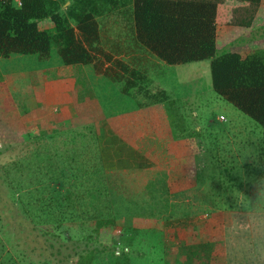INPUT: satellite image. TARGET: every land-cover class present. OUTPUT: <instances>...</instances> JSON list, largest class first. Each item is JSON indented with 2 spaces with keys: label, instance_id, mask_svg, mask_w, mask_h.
<instances>
[{
  "label": "rangeland",
  "instance_id": "obj_1",
  "mask_svg": "<svg viewBox=\"0 0 264 264\" xmlns=\"http://www.w3.org/2000/svg\"><path fill=\"white\" fill-rule=\"evenodd\" d=\"M53 1L67 16L75 7L73 0ZM89 2L83 0L90 6ZM68 19L73 25L70 15ZM259 20L251 31L264 35V16ZM109 23L102 24L105 31L112 27ZM38 26L49 27L51 22L44 18ZM113 33L110 30L109 35ZM224 50L228 46L216 47L217 53ZM62 64L54 45L44 60L35 53L0 56V164L10 179L5 184L0 177V188L6 198L9 190L21 189L18 193L26 197L30 214L40 208L35 229L28 230L33 225L26 218L29 223L25 219V231L20 227V233L11 228L17 227L6 211L0 215L6 222L4 229L8 226L14 231L10 237H18L26 246L29 259L38 253L46 257L50 251L55 253L50 264H77L73 260L92 249V264H264V127L212 89L208 59L159 65L164 73L160 83L172 94L168 110L164 107L171 136L185 141L182 147H172L173 153L163 146L149 169L110 171L117 174L126 194H133L144 208L123 203L122 214L105 237L90 236L85 225L88 214L80 211L89 196L80 190L75 176L89 166L96 117L102 112L115 114L133 99L121 100L118 86L103 76L98 86L102 87L93 88L100 108L94 104L89 113L65 119L54 114L43 117L34 95L39 77L64 71ZM79 66H83L80 75L91 80L90 65ZM122 101L125 104L120 107ZM65 187L81 195L72 216L58 215L56 204L62 202L52 198ZM40 227L51 228L54 246L44 247L48 240L38 235ZM0 237L3 249L16 252L7 234L0 231ZM20 258L16 257L15 264H23Z\"/></svg>",
  "mask_w": 264,
  "mask_h": 264
},
{
  "label": "trees",
  "instance_id": "obj_2",
  "mask_svg": "<svg viewBox=\"0 0 264 264\" xmlns=\"http://www.w3.org/2000/svg\"><path fill=\"white\" fill-rule=\"evenodd\" d=\"M90 1L89 6L83 0H73L75 7L69 12L74 22L71 25L69 15L59 12L53 0H0V56L35 53L38 59L44 60L54 45L63 64L90 63L95 73L115 83L137 106L162 103L167 110L172 94L159 82L164 77L159 65L208 59L212 89L264 127V47L240 54L231 50L217 53L215 46L216 24H250L260 0ZM97 1L102 4L98 5ZM44 18L51 26H38V21ZM108 20L112 27L105 31L102 24ZM110 30L114 33L109 35ZM106 35L108 40L104 38ZM6 170L0 164V177L5 184L10 183ZM116 175L104 168L95 147L87 170L75 176L80 190L89 196V202L80 211L88 214L85 225L92 237L106 236L108 228L113 227L116 218L122 214L123 203L144 208L133 194H126L127 190ZM18 191L21 189L9 190L8 196H12L6 198L0 188V214L6 211L14 220L17 228H11L15 233L22 232L26 218L33 225L28 230H34L38 222L34 218L38 217L40 208H33L30 214L26 197ZM53 195L56 202H62L61 206L56 204L58 215L76 214L81 203L78 192L65 187L57 189ZM75 204L78 205L74 207ZM69 205L70 209H67ZM1 218L0 215V227L6 224ZM29 221L26 219L25 222ZM0 231L8 237L14 233L8 226L5 229L3 226ZM38 232L43 241L48 240L44 245L46 249L54 246L51 228L40 227ZM10 238L16 252L3 249L5 243L0 237L1 262L15 264L19 256L23 264H50L55 255L48 251L46 257H39L38 253V257L29 259L22 241L19 242L18 237ZM56 251L59 255V250ZM93 259V250L89 249L73 262L92 264Z\"/></svg>",
  "mask_w": 264,
  "mask_h": 264
},
{
  "label": "crops",
  "instance_id": "obj_3",
  "mask_svg": "<svg viewBox=\"0 0 264 264\" xmlns=\"http://www.w3.org/2000/svg\"><path fill=\"white\" fill-rule=\"evenodd\" d=\"M262 2L263 0H260L248 25L216 24L215 46L226 45L228 50L240 54L264 47V35L260 32L253 34L251 31V28L260 22L258 18L261 15L264 16ZM87 64L94 72L92 65ZM80 67L83 68L77 64H62V68H66L63 69L64 71L51 76L39 77L34 95L37 112L41 113V116L46 117L48 114H54V118L65 119L89 113V107L94 104L100 108V105L95 103L97 101L93 96V88L102 87L98 86L99 81H103V75L94 72L90 80L89 77L80 75ZM105 78L107 81V77ZM162 78L159 79V82ZM80 80L84 84H80ZM92 80H94L93 85ZM161 86L167 89L162 84ZM117 92L120 94L121 100L124 102L129 100V96L121 93L118 89ZM124 102L122 101L120 107L124 106ZM101 115L94 120L95 147L100 161L107 171L126 172L143 168L149 169L158 157L156 153L158 150L160 152L164 148L163 146L167 145L168 149H171L170 153H173L172 147L175 145L182 147V141H185L182 137L175 136L176 138H173L171 136L162 103L139 107L133 100L129 106L121 108L115 114L106 116L102 112Z\"/></svg>",
  "mask_w": 264,
  "mask_h": 264
}]
</instances>
